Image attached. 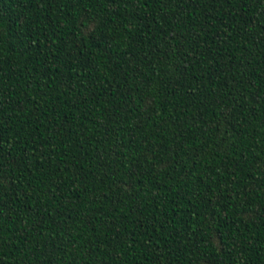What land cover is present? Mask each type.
<instances>
[{"label":"trees","instance_id":"1","mask_svg":"<svg viewBox=\"0 0 264 264\" xmlns=\"http://www.w3.org/2000/svg\"><path fill=\"white\" fill-rule=\"evenodd\" d=\"M0 264H264V0H0Z\"/></svg>","mask_w":264,"mask_h":264}]
</instances>
